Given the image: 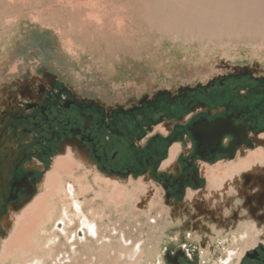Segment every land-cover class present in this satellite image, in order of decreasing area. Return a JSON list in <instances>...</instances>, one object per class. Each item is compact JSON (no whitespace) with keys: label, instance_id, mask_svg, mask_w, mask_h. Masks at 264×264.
<instances>
[{"label":"flooded vegetation","instance_id":"af4514ba","mask_svg":"<svg viewBox=\"0 0 264 264\" xmlns=\"http://www.w3.org/2000/svg\"><path fill=\"white\" fill-rule=\"evenodd\" d=\"M26 80L0 107V238L11 214L38 193L52 160L71 151L104 178L148 183V194L159 191L167 207L184 212L166 219L158 264H264V235L246 249L244 215L206 197L207 169L264 147V76L233 71L127 104L92 97L48 72ZM174 144L179 152L165 164Z\"/></svg>","mask_w":264,"mask_h":264},{"label":"rangeland","instance_id":"374dc122","mask_svg":"<svg viewBox=\"0 0 264 264\" xmlns=\"http://www.w3.org/2000/svg\"><path fill=\"white\" fill-rule=\"evenodd\" d=\"M36 1L39 0H0V107L4 105L7 92L19 86L21 81L47 72L66 79L80 92L122 104L135 102L138 97L157 90L175 91L184 86L204 85L233 71L250 70L264 76V40H260L256 33L234 38V42L227 45L207 47L202 43H172L157 30L153 33L147 31L145 18L121 6L124 0H41V5ZM236 1H230L234 5L228 3L238 7L241 2L240 7L249 4L252 9L264 7V0L258 7L252 5L255 0H249L250 3L243 0L246 4L242 0ZM139 10L137 7L136 11ZM100 13L105 14L104 19H100ZM101 31H105L104 34ZM92 34L95 35L92 37ZM6 51L7 57L4 56ZM104 55L113 63L112 67L107 66L110 68L107 71L101 65L104 60L100 57ZM74 155L82 166L80 173L88 177L90 186L93 187L92 181L96 178L107 179ZM133 184L139 187L131 200V210L121 209L114 213L126 228H133V220L144 225L145 218L139 215L144 212L134 209L135 203L141 199L148 201L145 207L151 218L184 215L180 208L166 207L159 198V191L154 197L148 194V183L139 181ZM101 206V202H96L92 210ZM19 212L11 214L0 242L10 235L13 219ZM139 230L131 232L138 235ZM159 249L157 255L148 260L149 264H158Z\"/></svg>","mask_w":264,"mask_h":264},{"label":"bare ground","instance_id":"6f19581e","mask_svg":"<svg viewBox=\"0 0 264 264\" xmlns=\"http://www.w3.org/2000/svg\"><path fill=\"white\" fill-rule=\"evenodd\" d=\"M124 1L121 6L129 8L134 15L145 18L147 31L163 33L165 39L172 43H202L207 47L224 45L234 42V38L246 37L245 35L250 33H256L260 40H264V7L259 6L263 0L253 1L252 5H257L260 9L249 8V4L240 7L241 2L238 3L239 0L236 1L240 5L238 7L230 6L228 2L232 0ZM247 2L250 3L249 0ZM36 3L41 5L42 2L39 0ZM231 4L234 5V2ZM243 4L246 2L243 1ZM137 7L141 11H136ZM99 15H101L100 19H104L102 16L105 14L100 13ZM4 21L6 22V20ZM100 23L102 25L101 21ZM121 25L124 23L121 22ZM81 26L80 29L83 28ZM100 27L102 28V26ZM101 28L98 27V29ZM96 29L94 30L96 31ZM120 29L122 30V28ZM104 32L101 31V34ZM116 34L119 35V33ZM94 35L90 36L93 37ZM3 51L5 53V50ZM7 51L4 54L5 57L8 56ZM106 58L105 55L100 57L104 60L101 65L105 71L110 69L107 67L109 64L110 67L113 66L111 59ZM105 62L108 64L106 65ZM260 137L264 139V134ZM178 152L179 145H172L168 150L165 164L174 159ZM171 166L170 164V168ZM81 168V164L73 158L71 151L56 156L52 160L49 170L44 175L39 192L16 215L13 219L10 235L0 242V264H25L34 260H39L40 264H149L148 260L153 255H157L165 232L171 226V223L166 219L173 216L155 218V223L150 224L147 222L150 215H147V221L143 222L145 227L143 224L138 225L139 228L142 227L146 230L143 233L145 234L143 238H140L136 232L126 233L127 228L124 222L117 218V214L114 213H118L121 209L131 210L133 205L131 200L139 185H134L131 180L122 184L114 179L96 178L92 181L93 188L89 185L88 177L80 173ZM263 168L264 147L250 151L244 156H239L229 163L218 164L215 168L207 169L206 173L207 189L210 191L206 195L209 205L221 211L225 210L227 213L237 209L239 214L244 215L243 229L249 235V243L246 245V249L255 246L264 235V222L259 224L257 220L260 219V216L264 217V206L257 210L254 216L249 215L245 209L241 210L240 206L245 199V193L255 194L258 190L254 189L251 192L244 190L241 186L240 176L244 173H259ZM67 182L73 184L77 197L84 198L93 194V201L95 203L101 202V207H104L102 213L99 210L98 212L101 213L100 215L105 214V216H100L96 212V214H92L91 221L86 220L85 213L77 211L71 197L67 195L65 189ZM227 195L230 196L228 201L224 199ZM192 198L190 194L188 199L191 200ZM220 201L222 202L216 203ZM112 208H115L116 212H114L115 210L112 211ZM121 215L124 216V214ZM139 215L143 216L141 213ZM256 216L259 217L256 219ZM82 219L88 224H85ZM57 221L63 222V229L60 233L53 228ZM73 224L90 229V234L87 236L83 234L84 237L75 238L72 233L73 228L70 229ZM135 225L137 224L135 223ZM109 226L113 227L109 228ZM123 228L125 232H123ZM118 229L120 232L123 230V234L112 233L116 230L119 231ZM137 246H139L138 249ZM135 250L138 254L132 261L126 258V256L130 257L134 254Z\"/></svg>","mask_w":264,"mask_h":264},{"label":"water","instance_id":"95a60500","mask_svg":"<svg viewBox=\"0 0 264 264\" xmlns=\"http://www.w3.org/2000/svg\"><path fill=\"white\" fill-rule=\"evenodd\" d=\"M240 180H241V186L242 188H244V190H246L247 192H251L253 191L254 189H257L258 192L253 194V193H250V194H247L245 193L244 197V201L246 204L243 205V208L245 210H247V212L249 213V215L251 216H254L257 212V210H259L260 208H262L264 206V168L261 170V172L259 173H256V174H253V173H244V174H241L240 176ZM65 189H66V193L68 196L71 197V200L74 202V205H75V209L79 212L83 211L85 213V217H86V220L88 221H91V216L92 214H101L104 209L102 208H99L97 209L96 211L92 210V207H94V201H93V194L89 195V197H77L76 196V189L73 187V184L70 183V182H67L65 184ZM92 198V199H91ZM147 200L145 201L144 199H141V201L138 203H135V206H134V209L136 210H141L144 212V215L145 216V222L147 221L146 220V217L147 215H150L149 212L147 211V207H145L147 205ZM165 205V204H164ZM166 206V205H165ZM167 207V206H166ZM101 211L100 212H98ZM173 214V213H172ZM171 215V214H169ZM100 216H105V214L103 215H100ZM172 216H175V215H172ZM177 216V215H176ZM155 218H160V215L155 217ZM155 218H151V215H150V219L149 221H147L148 223L150 224H154L155 222ZM83 222H85V224H88L87 221H84V219H82ZM134 221V226L133 228H127L126 230V233H133L135 230H139L141 228H139L138 225H140L139 223L136 222V220H133ZM135 223L137 225H135ZM141 226V225H140ZM144 226V225H143ZM145 227V226H144ZM56 232H62V229H63V222H58L54 224V227ZM73 228V231L72 233L74 234L75 238H82L84 237L83 234H85L86 236L90 234V229H85V227H82L81 225H71L70 229ZM85 230V231H84ZM119 231H115V232H112L113 234H118V233H122L125 232L124 228H123V232L121 231L120 232V229H118ZM144 229L142 228L141 231L138 233V236L140 238H143V234ZM93 231V229H92ZM133 231V232H131ZM65 232V231H63ZM72 234V235H73ZM94 236V234H92ZM91 235V236H92ZM137 249L139 248V246L136 247ZM137 251L135 250V253L132 254L130 257L126 256V258H128L129 260H133L136 256ZM14 264H18V263H14ZM25 264H40L39 260H34L32 262H29V263H25Z\"/></svg>","mask_w":264,"mask_h":264}]
</instances>
